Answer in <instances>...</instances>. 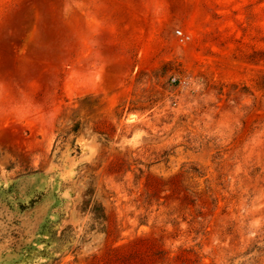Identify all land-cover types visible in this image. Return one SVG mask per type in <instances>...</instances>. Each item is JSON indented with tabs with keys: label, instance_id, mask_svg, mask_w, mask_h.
Masks as SVG:
<instances>
[{
	"label": "rangeland",
	"instance_id": "rangeland-1",
	"mask_svg": "<svg viewBox=\"0 0 264 264\" xmlns=\"http://www.w3.org/2000/svg\"><path fill=\"white\" fill-rule=\"evenodd\" d=\"M263 76L264 0H0V264H264Z\"/></svg>",
	"mask_w": 264,
	"mask_h": 264
},
{
	"label": "trees",
	"instance_id": "trees-1",
	"mask_svg": "<svg viewBox=\"0 0 264 264\" xmlns=\"http://www.w3.org/2000/svg\"><path fill=\"white\" fill-rule=\"evenodd\" d=\"M260 85L261 87L264 89V76L262 77V80L260 81ZM100 218H102V221L104 220V215L102 213V215L100 216Z\"/></svg>",
	"mask_w": 264,
	"mask_h": 264
},
{
	"label": "built area",
	"instance_id": "built-area-1",
	"mask_svg": "<svg viewBox=\"0 0 264 264\" xmlns=\"http://www.w3.org/2000/svg\"><path fill=\"white\" fill-rule=\"evenodd\" d=\"M178 33H179V34H183L182 31H178ZM185 37H186V38H189L188 35H187V36H184L183 38H185Z\"/></svg>",
	"mask_w": 264,
	"mask_h": 264
},
{
	"label": "water",
	"instance_id": "water-1",
	"mask_svg": "<svg viewBox=\"0 0 264 264\" xmlns=\"http://www.w3.org/2000/svg\"><path fill=\"white\" fill-rule=\"evenodd\" d=\"M55 156H56V159H58L59 158V153H56Z\"/></svg>",
	"mask_w": 264,
	"mask_h": 264
},
{
	"label": "flooded vegetation",
	"instance_id": "flooded-vegetation-1",
	"mask_svg": "<svg viewBox=\"0 0 264 264\" xmlns=\"http://www.w3.org/2000/svg\"><path fill=\"white\" fill-rule=\"evenodd\" d=\"M33 202H35V201H33Z\"/></svg>",
	"mask_w": 264,
	"mask_h": 264
}]
</instances>
